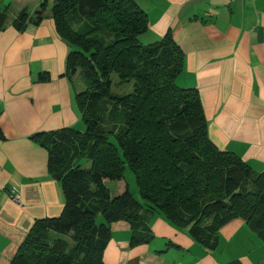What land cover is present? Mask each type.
Instances as JSON below:
<instances>
[{"label":"trees","instance_id":"16d2710c","mask_svg":"<svg viewBox=\"0 0 264 264\" xmlns=\"http://www.w3.org/2000/svg\"><path fill=\"white\" fill-rule=\"evenodd\" d=\"M47 5L69 47L67 75L81 72L85 90L76 89V103L84 130L37 137L64 209L33 225L10 264H102L109 225L125 221L141 229L143 210L187 228L205 245L235 219L264 239V171L253 172L210 141L197 90L176 84L183 51L173 38L141 44L148 18L134 0H42L34 16L23 9L12 21L6 8L0 32L9 24L19 32L38 25ZM119 181L125 191L111 197L107 183ZM71 233L70 249L50 236Z\"/></svg>","mask_w":264,"mask_h":264},{"label":"crops","instance_id":"0c3cea01","mask_svg":"<svg viewBox=\"0 0 264 264\" xmlns=\"http://www.w3.org/2000/svg\"><path fill=\"white\" fill-rule=\"evenodd\" d=\"M135 1L148 18L140 41L169 34L183 51L176 84L197 90L210 141L264 171V0ZM48 11L38 25L0 32V264H10L38 220L64 209L37 137L82 123L75 76L66 73L69 47ZM109 185L111 197L126 188L123 181ZM141 213V229L109 225L102 264H264V239L244 220L223 224L205 245L161 214Z\"/></svg>","mask_w":264,"mask_h":264},{"label":"rangeland","instance_id":"374dc122","mask_svg":"<svg viewBox=\"0 0 264 264\" xmlns=\"http://www.w3.org/2000/svg\"><path fill=\"white\" fill-rule=\"evenodd\" d=\"M154 3L155 2L152 1L151 5H150L151 8L154 5ZM38 5H40L38 3V0H0V10H3V9H6L7 8V16L9 18V21H12V19L16 17L17 12L19 13L23 9L26 10V12H27L28 15L34 16L35 12H33V11H34V9H37V10L39 9V6ZM137 5H138V3H137ZM50 7H51L50 5L49 6L47 5L45 7V9H44V13L49 10L47 12V15H50ZM32 13H34V14H32ZM44 16H45V14H44ZM141 38L142 37H139L138 38V41H140ZM140 43L143 44V45H146V44H144V42H141L140 41ZM73 88H74V90L77 89L78 92H81V91H84L85 90L84 83H83V80L81 78V72L79 70H77V72L75 74ZM113 90H116V89H113ZM205 122H206V120H205ZM76 130L83 131L84 130V125L81 123V125L79 127H76ZM216 149L219 150V151H222V150L218 149L217 147H216ZM234 149L236 151H238V149L236 148V146L234 147ZM223 151L231 152V151H228V150H223ZM231 153H233V152H231ZM87 166H88V164H86V163L83 164V167H87ZM249 167L251 168V170L253 172H255L257 174L262 172V171L261 172H258L256 170V168H253L251 165ZM125 177L127 179V183L129 185V188H130L131 193L132 194L133 193H136L137 192V189H136L135 182H134V179L132 177V174L129 171H127ZM109 187H110V192L111 193H115L114 192L115 191L114 190V187L113 186L111 187V185H109ZM100 220L101 219L98 218L97 222H100ZM50 236H51V239H53V240H57L59 242H66L69 249L74 246V240H73V234L72 233L71 234H65V235L51 234Z\"/></svg>","mask_w":264,"mask_h":264},{"label":"built area","instance_id":"2783aa9c","mask_svg":"<svg viewBox=\"0 0 264 264\" xmlns=\"http://www.w3.org/2000/svg\"><path fill=\"white\" fill-rule=\"evenodd\" d=\"M0 195H1V191H0ZM10 196H11L13 202L19 203V198L16 194H14V192H11Z\"/></svg>","mask_w":264,"mask_h":264}]
</instances>
